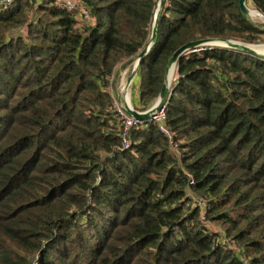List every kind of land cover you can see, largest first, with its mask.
I'll use <instances>...</instances> for the list:
<instances>
[{"label": "trees", "instance_id": "1", "mask_svg": "<svg viewBox=\"0 0 264 264\" xmlns=\"http://www.w3.org/2000/svg\"><path fill=\"white\" fill-rule=\"evenodd\" d=\"M79 1L91 22L55 0L0 7V264H264V57L182 55L172 140L145 121L120 149L108 78L146 45L158 0ZM205 37L261 43L264 27L237 0H164L136 110Z\"/></svg>", "mask_w": 264, "mask_h": 264}, {"label": "water", "instance_id": "2", "mask_svg": "<svg viewBox=\"0 0 264 264\" xmlns=\"http://www.w3.org/2000/svg\"><path fill=\"white\" fill-rule=\"evenodd\" d=\"M247 1L248 0H237V6L241 14L245 18L249 19L251 17L250 16L251 9L248 7ZM163 3H164V0H158L157 2L156 9L153 14L150 37L146 45L136 54V60H135L134 66L125 79L126 88L130 84L131 80L136 76L141 58L148 52V50L154 44V41L156 39L158 17H159L160 10L163 6ZM254 11H256L260 17L264 18V13H260L256 9ZM214 41H219L222 43H212ZM252 45H258V44L245 43V42L233 40V39H220V38H211V37H205V38H200V39H196L193 41H189L179 46L169 57L166 63L165 69H164L163 83L161 85L160 91L158 93L156 100L150 107H148L147 109L143 111L136 110L135 108L132 107V104L126 103L125 99L122 97V94L119 95L118 100L124 105L125 107L124 109L127 114L133 116L138 121H143V122L148 121L150 118V115L154 111L160 110L167 102L170 92H171V88H170L171 82H169L168 76L171 70H175L176 63L182 55L188 52H191L194 49L205 48L206 46H218V47H227V48L237 49L241 52H247V53L256 54L258 56L264 57V54L255 51L251 47Z\"/></svg>", "mask_w": 264, "mask_h": 264}, {"label": "built area", "instance_id": "3", "mask_svg": "<svg viewBox=\"0 0 264 264\" xmlns=\"http://www.w3.org/2000/svg\"><path fill=\"white\" fill-rule=\"evenodd\" d=\"M14 0H0V7H6L10 3H12ZM56 4L68 11L71 15V17L82 23L85 21H92V17L90 15L88 7L83 4L79 0H55ZM198 49H194L193 51H196ZM135 59L127 64L125 67H123L122 63H119L115 69L112 71L111 75L109 76V83H110V93L112 96V102H113V108H114V115L119 120V134H120V149H126L129 147V132L131 130V127H133L136 124H140L143 121H138L133 116L127 114L125 112L124 105L118 100V97L121 93L120 85L122 83L125 84V76L130 73L132 70ZM122 73V74H121ZM121 74V77H120ZM135 78V77H134ZM134 78L130 82V89L133 85ZM117 80H120L119 85L117 86ZM128 85V87H129ZM165 106V105H164ZM164 106L158 110L154 111L151 115L148 121L153 122L157 125L158 129L166 136V138L171 141L172 140V133L169 131V129L166 126V117H165V110ZM198 205H203V203L199 200H197Z\"/></svg>", "mask_w": 264, "mask_h": 264}, {"label": "rangeland", "instance_id": "4", "mask_svg": "<svg viewBox=\"0 0 264 264\" xmlns=\"http://www.w3.org/2000/svg\"><path fill=\"white\" fill-rule=\"evenodd\" d=\"M248 7L251 9V10H255L253 7H251L249 4H248ZM259 16V15H258ZM249 20L253 23V24H255V25H258V26H260V27H264V18H262V17H250L249 18ZM254 44H258V46H253V47H255V50L256 51H258V52H260V53H262V54H264V42H261V43H254ZM260 48V49H259ZM127 76V75H126ZM175 77H176V74H175V70H174V74L172 75V77H171V79H170V82L171 83H173V80L175 79ZM134 82V81H133ZM119 83H120V80H117V86L119 85ZM133 87H135L134 86V84L131 86V89L129 90L130 92H129V94L127 93V95H126V101H127V99L129 98L130 100H128V104H130V102H131V104H132V107H133V99H134V90H133ZM133 92V93H132ZM128 97V98H127ZM134 108V107H133Z\"/></svg>", "mask_w": 264, "mask_h": 264}, {"label": "bare ground", "instance_id": "5", "mask_svg": "<svg viewBox=\"0 0 264 264\" xmlns=\"http://www.w3.org/2000/svg\"><path fill=\"white\" fill-rule=\"evenodd\" d=\"M250 16H252V17H259L258 16V13L256 12V11H254V10H250ZM212 43H222V42H219V41H214V42H212ZM253 46H258V45H252L251 47L255 50V47H253ZM260 49V48H259ZM256 51V50H255ZM258 52V51H257ZM261 52V51H260ZM259 52V53H260ZM174 74V70H171L170 71V73H169V76H168V80H169V82H170V79H171V77H172V75ZM120 90H121V93H122V97L125 99V101H126V95H127V93L129 94V90H130V85H129V87H125V84L124 83H122L121 85H120ZM128 98V97H127ZM128 100H130L129 98L127 99V101H126V103L128 104ZM130 104H131V102H130Z\"/></svg>", "mask_w": 264, "mask_h": 264}, {"label": "crops", "instance_id": "6", "mask_svg": "<svg viewBox=\"0 0 264 264\" xmlns=\"http://www.w3.org/2000/svg\"><path fill=\"white\" fill-rule=\"evenodd\" d=\"M126 66V65H125ZM125 66H123V67H125ZM122 74V73H121ZM121 74H120V77H121ZM128 75V74H127ZM127 76H125V78H126ZM137 82H138V76H137V74H136V76H135V78H134V82H133V84H134V86L135 87H137ZM135 94H136V91H135V89H134V98H135Z\"/></svg>", "mask_w": 264, "mask_h": 264}]
</instances>
